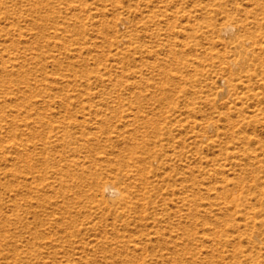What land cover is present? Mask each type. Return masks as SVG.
I'll return each instance as SVG.
<instances>
[{"label": "rangeland", "instance_id": "374dc122", "mask_svg": "<svg viewBox=\"0 0 264 264\" xmlns=\"http://www.w3.org/2000/svg\"><path fill=\"white\" fill-rule=\"evenodd\" d=\"M0 264H264V0H0Z\"/></svg>", "mask_w": 264, "mask_h": 264}, {"label": "bare ground", "instance_id": "6f19581e", "mask_svg": "<svg viewBox=\"0 0 264 264\" xmlns=\"http://www.w3.org/2000/svg\"><path fill=\"white\" fill-rule=\"evenodd\" d=\"M245 28V27H244ZM235 29V26L233 24H226L225 26H223L221 28V31L223 33H229L231 31H233ZM238 49V48H237ZM234 66V64L232 65ZM237 66V65H236ZM233 68V67H232ZM227 88V87H226ZM224 88V89H226ZM225 92V90H221V93ZM228 92V91H227ZM220 95V94H219ZM104 191L108 194V195H116L119 193V189L117 186H115L112 182H107L104 185ZM101 194V193H100ZM102 195V194H101ZM126 198V195H125Z\"/></svg>", "mask_w": 264, "mask_h": 264}]
</instances>
